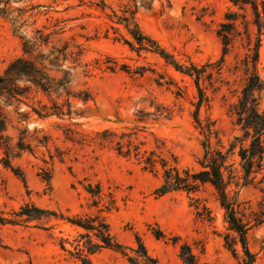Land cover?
<instances>
[{
  "label": "rangeland",
  "instance_id": "1",
  "mask_svg": "<svg viewBox=\"0 0 264 264\" xmlns=\"http://www.w3.org/2000/svg\"><path fill=\"white\" fill-rule=\"evenodd\" d=\"M105 1V10L97 7L100 0H23L13 4L26 9L37 7L30 12L34 17L29 21V35L36 28L48 33L62 28L57 39L74 40L84 46L92 76L78 79L72 91L89 89L94 101L86 105L75 101L73 120L34 116L23 122L13 109L4 108L7 134L17 140L24 132L34 152L14 160L25 174V184L2 165L0 150V214L9 217L23 205L34 203L69 217L97 215L98 208L91 207L93 201L86 187L100 184L106 195L114 196L115 207L102 215L120 243L137 249L140 237L159 264H184L179 256L184 243L191 247L199 264H240L241 248L235 256L225 244V237L233 233L212 186L205 185L190 196L176 192L159 198L155 190L162 183L160 173L154 175L136 159L119 156L111 149L66 141L69 127L89 136L109 129L144 144L143 150L161 148L166 156L173 154L181 168L199 170L204 155L203 136L194 119L198 91L193 79L155 53L132 51L124 41L132 40L124 27L108 17L112 10L121 14L130 1ZM231 10L234 7L229 0H151L149 6L140 4L137 19L148 36L182 63L190 60L199 66H214L223 52L217 30ZM237 47L226 58L221 74L209 68L213 77L201 82L209 103L202 106L200 118L215 123L226 146L241 135L232 112L246 78L238 68L245 52ZM22 53V41L10 21L0 16V74ZM123 66L127 69L122 70ZM259 71L264 80V52ZM262 100L264 107V95ZM40 140L48 142V147H43ZM45 171L50 172L49 182L42 177ZM261 180L259 175L253 184L231 187L238 216L249 223L248 242L256 264H264ZM33 226L0 223V264H81L58 246L60 230L74 235L72 227L60 223L53 230V239ZM158 230L166 237L157 238ZM91 264L130 263L121 253L105 250Z\"/></svg>",
  "mask_w": 264,
  "mask_h": 264
},
{
  "label": "trees",
  "instance_id": "2",
  "mask_svg": "<svg viewBox=\"0 0 264 264\" xmlns=\"http://www.w3.org/2000/svg\"><path fill=\"white\" fill-rule=\"evenodd\" d=\"M22 1L0 0V16L10 21L14 34L22 41L23 52L0 74V150L3 152L2 165L26 184L25 174L14 165V160L34 151L24 132L17 140L7 134L8 119L4 108L13 109L23 122H29L34 116L42 120L52 116L73 120L75 101L86 105L94 101V96L89 89L77 93L72 91V86L78 79L92 76L91 64L85 62L84 46L74 40L57 39L63 33L62 28L50 33L46 29L36 28L33 35H29V21L34 17L30 12L37 7L26 9L13 6L15 2ZM129 1L121 14L114 10L112 15L108 14L111 21L123 26L131 37L132 40L125 39V43L139 54L145 51L159 55L168 65L190 77L195 83L198 102L194 119L203 136L204 149V155L199 161L200 169L181 168L173 154L166 156L161 148L143 150L141 146L144 144H136L127 134L118 135L109 129L89 136L69 127L65 132V139L83 146L95 145L100 149H111L119 156L136 159L144 170L154 175L160 173L162 183L155 190V195L159 198L176 192H184L190 196L199 193L205 185L212 186L225 210L229 230L233 233L225 237L226 246L235 256L238 255V247L241 248L243 257L240 264H256V255L248 242L249 223L239 218L231 187L253 184L259 175H262L261 181H264V80L259 71L264 52V0H229L234 10L225 15V20L217 30L223 52L214 66H199L190 60L184 63L179 61L158 41L148 36L138 22L140 4L149 6L151 0ZM97 7L102 10L108 8L105 0H100ZM236 47L245 52L238 65L246 77L245 85L238 103L232 108L233 114L237 116L236 123L241 135L235 136L226 146L215 123L209 118L205 121L200 118L202 106L209 103L201 82L213 77V72H208L209 68L221 74L226 58ZM121 69L127 68L123 66ZM39 142L43 147H48V142ZM50 157L54 159L53 155ZM42 177L49 182L50 172L45 171ZM86 192L92 198L91 207L98 208L99 214L69 217L64 213L27 203L13 211L9 217L0 214V223L12 226L33 224V227L49 233L53 239L56 237L53 232L55 227L60 223L69 225L76 233L65 234L60 230L58 246L71 259L81 264H91L105 250L121 253L130 264H159L149 254L140 237H137L139 246L135 249L120 243L113 235L110 224L102 215L115 207L113 194L106 195L100 184L91 183L86 187ZM155 235L159 239L166 237L160 230ZM173 240L177 242L178 238ZM179 256L184 264H199L186 243L181 245Z\"/></svg>",
  "mask_w": 264,
  "mask_h": 264
}]
</instances>
